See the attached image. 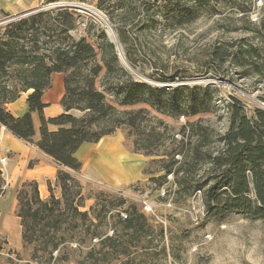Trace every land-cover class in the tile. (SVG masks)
<instances>
[{
  "label": "rangeland",
  "instance_id": "obj_1",
  "mask_svg": "<svg viewBox=\"0 0 264 264\" xmlns=\"http://www.w3.org/2000/svg\"><path fill=\"white\" fill-rule=\"evenodd\" d=\"M96 3V0H0V26L39 11L76 10L80 17L72 35L77 40L86 38L97 52V58L88 64L89 70L96 64H103L101 47L106 51L108 48L102 34L106 33L114 43L109 31L85 10L99 13L116 36L115 51L120 65L126 68L132 80L164 90L180 87L209 90L210 112L197 119L209 130L214 142L210 147L214 150L220 147L219 138L226 132L228 108L233 97L242 101L248 111L254 107L264 108V77H244L238 67L232 64L220 66L212 56L214 48L222 43H234L244 38L254 42L246 29L250 22L256 24L260 20L261 0H221L218 3L220 13L215 17L204 13L183 28L170 29L161 23L143 33L138 28L147 22L143 12L134 19H119V13L114 21H110ZM237 4H244V11ZM2 12L10 14L11 18H5ZM122 20L129 22L127 45L121 44L116 29ZM126 56L131 58L132 64ZM114 76L106 77L104 69L96 80L97 88L104 91L108 86L130 81L126 76ZM160 76L170 80L164 83L153 80ZM106 95L115 103L114 96ZM140 109L146 111L137 129L122 126L98 144L84 146L77 154L82 169L68 172L81 183L82 200L77 204H82L79 211L87 217L67 212L66 221L57 232L50 229L51 235L48 234L45 241L51 246L60 244L53 258L43 253L44 243L22 245L16 251L7 236L0 235V264H8L9 258L13 264H264V221L239 215L223 221L208 218L201 192L188 196L179 190L178 180L185 178L190 185L196 184L202 175L198 168L193 169L191 150L197 136L190 128L185 132L187 119L146 105H137L130 110ZM74 114L81 115L79 112ZM4 143L5 138L0 137V159H11L13 155L5 151ZM174 162L178 163L170 175L168 171ZM180 168L183 171L178 173ZM2 169L3 183L0 185L5 190L0 189V210L8 198L10 186L4 179L6 168ZM51 186L53 194L61 199V189L56 181H52ZM21 187L14 200L17 212V194ZM46 193L47 198L43 200L49 201L48 186ZM9 202H5V207ZM133 206L147 217L153 228L149 242L139 243L135 237L126 234L120 239L116 237L124 228L120 213L128 214ZM51 225L53 227V223ZM113 232L117 240L110 243L106 237ZM112 246H121L119 251L128 247L130 256L118 251L111 254ZM10 250L19 255L10 256ZM92 252H95L93 258L90 257Z\"/></svg>",
  "mask_w": 264,
  "mask_h": 264
},
{
  "label": "trees",
  "instance_id": "obj_2",
  "mask_svg": "<svg viewBox=\"0 0 264 264\" xmlns=\"http://www.w3.org/2000/svg\"><path fill=\"white\" fill-rule=\"evenodd\" d=\"M221 0H96L97 8L115 20L124 17H139L142 12L147 20L139 26L146 32L163 23L170 29H179L197 21L204 13L215 17L220 13ZM260 20L250 22L246 31L254 42L247 38L234 43H222L215 47L212 56L220 66L232 64L238 67L241 75L264 77V0H261ZM236 5V4H235ZM244 4L237 7L244 11ZM5 18L11 15L2 12ZM80 15L76 10L57 9L39 11L20 17L0 26V127L5 128L15 138L39 148L50 156L60 167L56 183L61 189V199L52 191L48 182L50 199L41 198L36 181L25 182L18 192V212L21 219L24 247L37 242L44 243L43 253L53 258L60 244L49 245L47 235L51 230L66 221L67 212L87 217L79 211L82 204V186L78 179L65 169L80 171L82 163L77 153L86 144H98L102 139L115 133L122 126L132 130L139 127L144 119L145 109L130 110L137 105H146L153 110L170 115L184 116L188 127L197 140L192 147L193 169L198 168L202 175L196 184L187 179L178 180L179 190L191 196L203 194V204L208 218L223 221L239 215L251 220L264 221V108L254 107L248 111L242 101L233 97L229 104L228 126L219 138L220 147L212 149L209 130L202 127L197 117L209 113V90L201 87H180L164 90L130 78L125 67L119 62L115 44L106 33L102 34L101 47L103 64H96L89 70L88 64L97 58L93 46L82 37L75 39L72 32ZM129 22L121 21L116 26L121 44H128ZM256 41V42H255ZM130 64L131 58L126 56ZM106 69V77L126 76L129 83L108 86L104 91L97 88V78ZM62 73L65 76V96L62 99L64 112L54 118H46L43 103L45 92L51 88V76ZM153 80L164 83L168 78L160 76ZM28 94V112L15 117L7 106ZM110 94L115 103L108 100ZM118 107L124 108L120 110ZM74 112H79L77 116ZM34 113L40 118V139L35 142ZM50 127H56L52 131ZM184 132V133H185ZM168 171L173 174L172 169ZM183 169V168H182ZM181 168L178 173L183 170ZM0 183H3L0 171ZM122 204L125 202L122 200ZM123 224L122 234L132 235L139 243L149 242L153 228L147 217L135 206L128 214L120 213ZM53 223V227L51 225ZM48 227V228H47ZM106 237L114 243L117 238ZM124 256H130L128 247L112 246ZM146 248V247H145ZM1 251V250H0ZM92 252L90 257H94ZM19 255L10 250L8 253ZM37 255V253H35ZM6 263L13 264L12 258Z\"/></svg>",
  "mask_w": 264,
  "mask_h": 264
},
{
  "label": "crops",
  "instance_id": "obj_3",
  "mask_svg": "<svg viewBox=\"0 0 264 264\" xmlns=\"http://www.w3.org/2000/svg\"><path fill=\"white\" fill-rule=\"evenodd\" d=\"M51 79L52 86L45 92L42 98L43 103L46 104L44 114L48 119L57 117L64 112L62 99L66 93L64 74L54 73ZM27 98L28 94H23L18 101L9 104L7 108L10 113L15 117H21L26 114L28 112ZM33 118L35 127L34 141L37 142L40 139L41 122L37 113H34ZM50 129L52 131L57 130L56 127H50ZM0 137L2 139L5 138V151L13 155L11 159L7 157L0 159V161L6 159V165L4 166L6 168V174L4 179L10 185L8 198L5 199L0 210V235L7 236L10 246L18 251L23 243L21 219L17 216V210L14 204L16 191L25 182L36 181L39 185L41 198H47L46 186H48V182L56 181L57 172L60 167L54 159L43 153L39 148L15 138L3 127H0ZM31 163L34 164L33 167L30 166ZM0 167H2L1 162ZM65 170L72 171L69 169ZM6 175L8 178H6ZM8 200L10 202L5 207V202Z\"/></svg>",
  "mask_w": 264,
  "mask_h": 264
},
{
  "label": "bare ground",
  "instance_id": "obj_4",
  "mask_svg": "<svg viewBox=\"0 0 264 264\" xmlns=\"http://www.w3.org/2000/svg\"><path fill=\"white\" fill-rule=\"evenodd\" d=\"M86 11H89V12L92 13V16H94L109 31V34L111 35L112 40L116 41V43H117L116 36L114 35V32L110 28V26L107 23L106 19L103 16H101L99 13L92 12V11H90L88 9H86Z\"/></svg>",
  "mask_w": 264,
  "mask_h": 264
},
{
  "label": "built area",
  "instance_id": "obj_5",
  "mask_svg": "<svg viewBox=\"0 0 264 264\" xmlns=\"http://www.w3.org/2000/svg\"><path fill=\"white\" fill-rule=\"evenodd\" d=\"M0 162H1V165H2V167H0V171L2 172L3 171L2 168L6 165V159H2ZM2 176H3V172H2ZM0 184H2V183H0ZM0 189H2L4 191L5 190V187H3V186L0 185ZM122 216H125V215L122 213Z\"/></svg>",
  "mask_w": 264,
  "mask_h": 264
},
{
  "label": "water",
  "instance_id": "obj_6",
  "mask_svg": "<svg viewBox=\"0 0 264 264\" xmlns=\"http://www.w3.org/2000/svg\"><path fill=\"white\" fill-rule=\"evenodd\" d=\"M82 10H84V9H82ZM85 11H86V10H85ZM112 41H113V40H112ZM113 42H114V44H115L116 41H113Z\"/></svg>",
  "mask_w": 264,
  "mask_h": 264
}]
</instances>
